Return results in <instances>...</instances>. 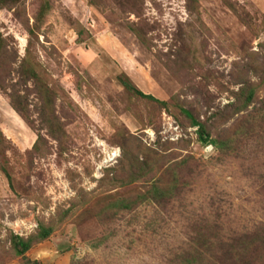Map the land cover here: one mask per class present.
<instances>
[{
  "label": "rangeland",
  "instance_id": "rangeland-1",
  "mask_svg": "<svg viewBox=\"0 0 264 264\" xmlns=\"http://www.w3.org/2000/svg\"><path fill=\"white\" fill-rule=\"evenodd\" d=\"M0 264H264V0H0Z\"/></svg>",
  "mask_w": 264,
  "mask_h": 264
},
{
  "label": "trees",
  "instance_id": "trees-1",
  "mask_svg": "<svg viewBox=\"0 0 264 264\" xmlns=\"http://www.w3.org/2000/svg\"><path fill=\"white\" fill-rule=\"evenodd\" d=\"M142 95V93H139ZM143 96H147V95H143ZM148 97V96H147ZM195 126H199L197 123H194ZM199 139L202 140L203 142H205V140L203 139V135L202 133L199 134ZM29 248L28 243L26 242H20L19 243V247H17L15 245V249H16V255H22L23 253H25L27 251V249Z\"/></svg>",
  "mask_w": 264,
  "mask_h": 264
}]
</instances>
